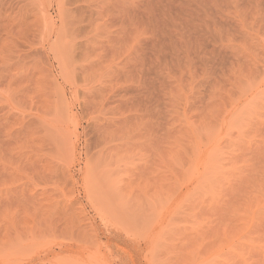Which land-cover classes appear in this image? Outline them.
<instances>
[{
	"label": "rangeland",
	"instance_id": "rangeland-1",
	"mask_svg": "<svg viewBox=\"0 0 264 264\" xmlns=\"http://www.w3.org/2000/svg\"><path fill=\"white\" fill-rule=\"evenodd\" d=\"M77 2L0 0V264H264V0Z\"/></svg>",
	"mask_w": 264,
	"mask_h": 264
},
{
	"label": "bare ground",
	"instance_id": "bare-ground-1",
	"mask_svg": "<svg viewBox=\"0 0 264 264\" xmlns=\"http://www.w3.org/2000/svg\"><path fill=\"white\" fill-rule=\"evenodd\" d=\"M65 1H66V0H65ZM72 1H73V0H72ZM74 1L77 2V0H74ZM84 1H85V0H84ZM69 2H70V1H69ZM71 3H72V2H71ZM73 3H74V2H73ZM73 3H72V4H73ZM77 3H78V2H77ZM77 3H76V4H77ZM82 3H83V2H82ZM69 5H70V4H69ZM80 20H81V19H80ZM79 22H80V21H79ZM76 23H77V22H76ZM51 24H52V23H51ZM78 24H79V23H78ZM75 26H76V24H75ZM78 26H79V25H78ZM78 26H76V27H78ZM50 29H51V28H50ZM51 32H52V31H51ZM51 32H50V33H51ZM78 32H79V31H78ZM47 39H48V38H47ZM56 50H57V49H56ZM51 52H52V51H51ZM42 53H43V52H42ZM58 61H59V60H58ZM226 235H227V234H226Z\"/></svg>",
	"mask_w": 264,
	"mask_h": 264
}]
</instances>
